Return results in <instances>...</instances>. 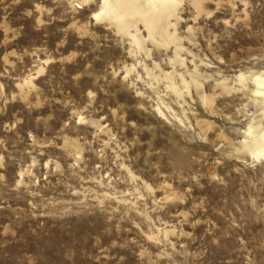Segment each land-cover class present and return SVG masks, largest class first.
Returning <instances> with one entry per match:
<instances>
[{
  "label": "rangeland",
  "instance_id": "rangeland-1",
  "mask_svg": "<svg viewBox=\"0 0 264 264\" xmlns=\"http://www.w3.org/2000/svg\"><path fill=\"white\" fill-rule=\"evenodd\" d=\"M114 7L0 0V264H264V0Z\"/></svg>",
  "mask_w": 264,
  "mask_h": 264
},
{
  "label": "bare ground",
  "instance_id": "bare-ground-1",
  "mask_svg": "<svg viewBox=\"0 0 264 264\" xmlns=\"http://www.w3.org/2000/svg\"><path fill=\"white\" fill-rule=\"evenodd\" d=\"M125 1L126 0H115V4H112L109 0H103V4L107 7L106 8L107 11H108L107 13H109L111 15H115V16L118 17V16H120V12L116 9L117 7L115 8L114 6L116 5V6H119L120 7V6H122L123 3H125ZM129 5H131V8H133L132 10H135V12L139 13L140 9L139 10L136 9L137 6L134 3L131 2V3H129ZM161 7H162V4H160L159 6H157V5L151 6L150 7L151 8L150 11H152L153 13H159ZM122 12H123V9H122ZM140 13H141V16L142 15L143 16H146L147 15V13H145L144 11H142ZM256 80H257V83L256 84L258 86L254 90L255 91H259L261 89V91H262V88L259 87L260 86L259 84H262L263 79L261 80V78L259 77ZM259 94L261 95V93H259ZM252 137H253L252 141L250 140V142L246 145L247 146V149H249V151L253 152L254 154L256 152L257 153L264 154V130H263V132L261 133V135L258 138H257V136H256V138L254 136H252Z\"/></svg>",
  "mask_w": 264,
  "mask_h": 264
}]
</instances>
